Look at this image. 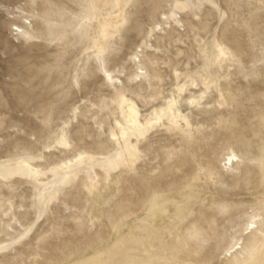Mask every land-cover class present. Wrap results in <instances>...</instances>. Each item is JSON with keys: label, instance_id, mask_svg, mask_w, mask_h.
<instances>
[{"label": "rangeland", "instance_id": "obj_1", "mask_svg": "<svg viewBox=\"0 0 264 264\" xmlns=\"http://www.w3.org/2000/svg\"><path fill=\"white\" fill-rule=\"evenodd\" d=\"M99 37L93 0H0V264H230L226 251L248 222L254 234L238 246L259 264L264 0H133L94 56ZM219 46L227 62L208 65ZM106 71L121 78L117 88ZM123 96L143 122L176 97L192 128L165 119L133 140L136 164L111 174ZM79 154L94 168L66 179L63 165ZM20 159L43 175L19 171Z\"/></svg>", "mask_w": 264, "mask_h": 264}, {"label": "bare ground", "instance_id": "obj_2", "mask_svg": "<svg viewBox=\"0 0 264 264\" xmlns=\"http://www.w3.org/2000/svg\"><path fill=\"white\" fill-rule=\"evenodd\" d=\"M131 1L133 0H93L95 19L100 29V37L95 42L96 52L94 56L104 55L106 46L120 32V28L122 27V24L125 20V12ZM187 8L188 6L184 2L180 1L176 4V9L178 11H185L187 10ZM158 26L160 27L162 25L158 24ZM217 50L218 51L216 53L215 62L211 63L206 53L204 56L206 58V61L209 63L208 65L218 64L222 67L228 60L227 53L224 51V49H222L221 46H219ZM139 78L141 80L143 79V77L140 76L139 73H137L132 78V81L137 82ZM104 80L107 85L109 84L110 86L117 88V85L120 82L121 78L115 76L112 71H106ZM191 84L192 86H195L196 82H193ZM178 91L180 94H182L184 92V88L180 87ZM175 98L166 99L165 103L158 109L154 110L153 115L149 116L143 122L139 105L134 100L126 96L122 97L120 104V116L122 119V123L119 124L118 132H111V139H113V141L117 143L120 148V152L118 153L117 157L118 162H116L115 164H110L106 168L107 173H116V171L119 170V165L127 161L128 163L136 164L137 160L139 159V148L136 144H134L133 140L136 139L137 141H139L140 139L144 138L150 131V129L159 124L161 125L165 119H171L170 126H172V128H174L175 130L187 132L192 128V124L189 119L185 115H183L179 111V109H176L179 102ZM191 103L193 104V102ZM60 145H62V147H64L65 149L69 148V143L66 141L65 136H63ZM239 157L240 153L234 149H231L224 159L226 168L229 170L235 169L236 165L240 161ZM94 161L97 160L91 155L79 154L77 158L68 161L67 164L63 165L62 171L65 173V178L69 179L71 177V173L76 166L87 164L89 167L94 168ZM13 166L17 167L19 171L24 172L26 175H29L33 178H38L39 176L43 175L41 174V171H39V169L31 165L25 159L18 160L17 163ZM262 174L264 177V162L262 167ZM44 178L46 177L43 176V179ZM50 188L51 185L48 184L46 186V190ZM41 198L42 197H40L39 199L41 200ZM242 228L241 238L236 240V243L231 245L226 251V257H230L231 259H233L230 264H254L253 258L251 259L250 263L247 262L243 243H240V246L238 245L241 239H243L244 237H250L252 234H254L255 223L248 222ZM259 262V264H264V260H260Z\"/></svg>", "mask_w": 264, "mask_h": 264}]
</instances>
